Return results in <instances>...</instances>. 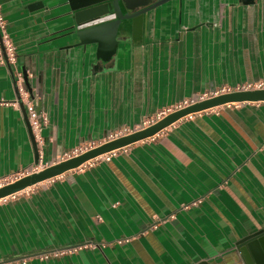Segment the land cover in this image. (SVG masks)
<instances>
[{
    "label": "crops",
    "instance_id": "0c3cea01",
    "mask_svg": "<svg viewBox=\"0 0 264 264\" xmlns=\"http://www.w3.org/2000/svg\"><path fill=\"white\" fill-rule=\"evenodd\" d=\"M36 1L0 0L15 52L0 63V179L142 130L183 98L264 80V0H167L139 41L122 9L78 38L61 36V6L27 10ZM20 87L46 117L39 138ZM112 150L0 198V264H197L264 226V100L189 113L96 156Z\"/></svg>",
    "mask_w": 264,
    "mask_h": 264
},
{
    "label": "water",
    "instance_id": "95a60500",
    "mask_svg": "<svg viewBox=\"0 0 264 264\" xmlns=\"http://www.w3.org/2000/svg\"><path fill=\"white\" fill-rule=\"evenodd\" d=\"M50 1L53 0H38L34 3L28 4L26 8L29 11L42 9L43 11H46L47 14H50L53 7L61 6L64 10L61 12L60 16H68L69 18V25L64 26L61 29V36L68 34V29H72L73 33L80 38V31H83L85 28L92 25H97L98 23H103L101 25H104L106 24V21H109L112 18L114 19V24H116L118 23V19L116 18L118 11L122 9L125 12V16H123V18H128L130 20L132 40L139 41L142 33L144 14L148 10L164 3L167 0H61L53 6L48 5ZM22 78L23 80L26 79L25 74H23ZM194 97L195 96H193V98ZM258 100H264V89L227 92L195 102L165 115L154 124L142 130L104 143L77 157L48 166L38 172L27 174L12 182L4 184L0 186V198L22 190L34 182L49 178L67 168L75 167L84 160L90 159L100 153L152 135L163 127L171 124L176 119L189 113L198 112L206 108L230 102ZM16 101L19 103L18 99ZM19 106L22 111L23 118L26 121V126L30 132L24 107L21 103H19ZM227 255L230 256L228 257L230 259H228L225 264H264V226L239 238L234 243L231 250L215 256L214 258L200 261L197 264H216L217 261L225 259V256Z\"/></svg>",
    "mask_w": 264,
    "mask_h": 264
},
{
    "label": "built area",
    "instance_id": "2783aa9c",
    "mask_svg": "<svg viewBox=\"0 0 264 264\" xmlns=\"http://www.w3.org/2000/svg\"><path fill=\"white\" fill-rule=\"evenodd\" d=\"M2 27H3V20H2V17L0 15V28H2ZM5 60L8 61L9 63H13L15 60V52H14L13 45L8 41V39L5 37V35L2 34V38L0 40V63L4 62ZM17 77L20 78V73H17ZM249 88H255V89L264 88V80H258V81L252 82V83H247V84L242 85L240 87H237L235 89L241 90V89H249ZM228 91H229L228 88H221L217 91H213V92H209V93H203L200 95L197 94V95H195L194 98H193V96L188 97V98H183L180 101L175 102L174 104H172L170 106H166V107L160 109L159 111L155 112L152 116L147 117L146 119L141 121L138 128L155 122L157 119L163 117L165 114L171 112L172 110L182 108V107L189 105L191 103H194L198 100H201V99H204V98H207L210 96H214V95H217V94H220L223 92H228ZM19 95L21 96V98L23 100V106H24V110L26 113L28 125L31 128V130L33 131V133L35 134V136L37 138H39V132L41 130V127H43L46 124V117L37 112L32 101L30 99H28L26 91L24 89H22L21 87L19 88ZM0 104H5V103L0 102ZM120 133H121V131L119 130V131L113 133L112 135H110L109 137H115V136L119 135ZM78 151H79V149L73 148L71 150V153L75 154ZM114 154H115L114 150L106 152L104 154H101L99 156L91 158L88 161V163L92 164L95 161H108ZM36 169H37V166H34V167L30 168L29 172L34 171ZM9 181H10L9 178L0 179V186L7 184Z\"/></svg>",
    "mask_w": 264,
    "mask_h": 264
}]
</instances>
